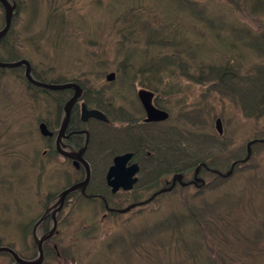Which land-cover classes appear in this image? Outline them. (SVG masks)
Wrapping results in <instances>:
<instances>
[{"label": "trees", "instance_id": "obj_1", "mask_svg": "<svg viewBox=\"0 0 264 264\" xmlns=\"http://www.w3.org/2000/svg\"><path fill=\"white\" fill-rule=\"evenodd\" d=\"M8 1L12 4L14 3L16 6V14L13 17L12 23L13 26L14 21L23 10V3L21 0ZM226 1L232 3L236 11H239L242 14L246 13L248 18L255 21L258 31H253L250 27L240 23L239 21L231 24L226 23L223 13L217 10H209V1L155 0L157 6H167L169 11V6L172 5L173 9L170 6L171 13H169V21H167L166 17L162 21H156V23H159L156 24L158 25L156 28V25H151L149 28L151 30L146 31V29L144 30L145 24H142L141 21L136 24L135 30L138 35L142 36L144 39L148 36V34L152 36V39L150 40L147 38L148 45H146V49L143 50L144 58L148 55L150 45L155 44L153 51L155 52L156 57H153L152 59L155 63H152L151 67L149 65L146 67V64H141L143 59L141 54L138 52L134 53L133 50L127 51L128 44L126 39L128 37L124 33L123 36L119 33L123 32L125 29L122 28L121 31H116V35H120L121 39L115 43L114 31L112 32L111 30L113 26L109 28V37H112L109 41L111 45L114 44L119 46L118 54L114 56L115 59H111L109 57H105L104 60L99 59L96 51L100 49V45L106 44V42L102 41V44H100L96 40L90 42V45L96 46V49L92 52L84 53L86 54L87 59L83 57L82 62L80 60H75L78 66L83 65L82 63H85L88 60L94 61L91 70L80 73V79L78 81H74L80 83L85 88L84 91L86 92V96L83 99L85 100L87 106L99 107L102 109L103 112L108 115L107 117L110 120V123H113L114 125L108 126L100 123V126L103 127L101 132V128H99V126H97V128L93 127V125L88 127L87 125L81 123L77 118V114L79 113L77 109L72 111L73 113L69 120V126L74 121V123L77 124L74 129L79 131V129L81 130L88 127L90 132V142L87 147V160L92 167V181L85 192L89 195L92 193L99 195V197L86 201L85 199H80V197H78L83 196L80 191L73 192V194L77 196L78 202H76V207L71 209L72 212H76L77 210L84 208L90 209L91 212H94L96 210L103 211L104 209L107 210L112 208L117 210L122 207V202L121 204L117 203L116 197L111 194L103 179L105 169L108 166V162L111 157L122 151L134 152L135 154L137 153L136 160L142 166L141 175L145 180H147L143 183L146 193L149 191L153 192L162 187L164 185L163 180L166 179L168 175L170 177L175 173H181L183 175L191 174L197 165H200V175L203 177L214 176L219 178L218 175L213 174L214 171L220 173L223 169H228L229 164L232 161H238L239 159L245 157V155H241L238 150L233 151V139L222 138L214 131L208 132L205 130L204 125L206 123V118L204 115L206 113L207 106L204 103L202 105L199 103L196 104L195 107L184 106L185 112L180 115V122L175 125L171 122L172 127H169V135L163 137L165 141L162 145L160 144V141H157V145L153 151L154 158L150 157L147 159L146 157L148 152L146 151H149L150 147L154 145L153 140H151L153 137V129H146V124H143V111L139 105H133V103L130 105V103L126 102L128 106H123L125 110H122V107H120L121 105L119 106L120 108H117L116 104H122V101H124L126 96L122 93L123 98L125 97L124 99L121 96L114 98L113 94H110L111 99L116 102L115 108L117 109H113L110 105L112 103H107V101L103 100L100 96L95 98L90 95V92L93 91V89H87L85 87V83L92 85V74L95 72L93 70L97 68L95 67V64L108 67L107 64L112 63V65H115L117 68L119 63L118 71L122 70V73L125 76L124 79L127 78V84L125 82L123 85L119 86L117 88L118 93H120L121 87L122 90L126 91L127 89L128 92H130L129 90L136 81V77L138 75H144L146 81L142 80L139 88L147 89L157 95V92H159L158 89L160 88L161 90V87H163L164 75L169 77L174 73H181L182 75L188 77V82L193 85H201L204 81L214 82V84H217L219 87L216 90L219 95L228 98L233 104L236 106L238 105L241 109H244V111L249 110V119L254 121L264 119V24H261V21L264 20L261 19L264 18V0ZM33 6L34 8H37L35 4H33ZM123 6L124 4L117 2V7H115L116 11L114 10L115 12L113 14L111 13L110 16L115 17L120 14L121 10L126 9L123 8ZM53 9L55 12H49L46 16L45 27L49 28L52 24H59V28L55 31L56 33L54 34V38L44 40L46 34L49 33H47L45 29H42L40 30L39 35H42L43 38L36 35L30 36L29 39L23 38L22 40L19 36L20 34H12L14 28L11 27L10 31L0 42V61L11 63L19 61L20 59H28L31 63L33 77L36 80L42 82H53L52 80H49L53 77L52 68L48 67L47 71L49 73L46 72L47 75L44 70L39 72L38 67H36L37 65H34V61L32 62L33 58L29 55H27L28 57L25 56L22 49L24 48V43H32L33 51L42 50L45 53L46 47L50 50L51 46L55 50L53 53L58 56V50L61 57L67 52L73 51L75 45L74 41L71 40L74 39L73 37L69 40L70 42H73V45L71 46L67 42L64 48L62 44L60 45V40L56 39L59 34L63 37L67 30L65 27L66 25H64L66 24V21H63L61 18L62 15L58 13L59 9L57 7ZM2 12L3 11H1L0 14V24L3 25L4 19L2 17ZM166 22H169V25L166 26ZM31 28V26L26 25L24 27V33H27L28 31L30 32ZM96 29L98 28H95V30ZM62 30H64V32ZM38 40H40V42ZM51 40H53V43L50 45ZM44 41H49V45L46 46ZM220 43L228 45V49L221 50L218 48ZM90 66L91 64H89V68ZM6 73H11L16 80L25 87V90L28 92L27 95L29 96V100L34 101L31 102L32 105L34 108H38V110H40L38 112L39 116H36L35 110L32 109V119L35 118V123L38 124L41 121H44L49 129H55L56 131L60 125L61 115L64 112V105L70 98L72 91L65 90L53 92L35 87L26 81L22 68L10 70L0 69V74ZM128 74H130V78L128 77ZM128 79H130V83ZM65 81L66 80L53 83H63ZM109 92L112 93L111 90ZM154 103L157 107L162 106L157 98L154 100ZM109 108H111V110ZM41 115L43 117H40ZM74 117L76 119H74ZM0 122L2 125H5L6 129L9 130H12L14 124L16 123L15 119H9L8 122ZM55 122H57V125L54 124ZM18 130L19 132L17 134V138L22 140H17L20 142L25 141L27 137L29 138L31 136V132L21 130L20 127ZM96 132L99 136L101 135L104 137V141L101 140L103 143L99 147H96L94 145L95 142L93 141L94 136H96ZM145 134H148V136ZM168 136L169 143H167L166 140ZM77 137L81 138L80 136ZM253 139L261 140L264 139V136L259 138L253 137ZM120 140L124 141L121 145ZM214 140H217L220 143L217 142V144H215ZM25 145L26 147H29L28 143H25ZM256 146L264 145L257 142L252 147V152L255 150ZM26 150L23 149L19 153V157L17 156L16 159L12 160L13 163L6 159L0 161V193L2 194V197L0 198V207L6 211L8 217L12 218L13 224L16 219L18 220L16 221L18 224H16L15 227L20 231V239L24 244L26 243L27 235H31L34 224L40 218V214L38 212L36 215L27 217L28 214H26V211H23L20 208L21 205L16 201L19 197L16 195L14 183L10 182V179H13L16 181V184L19 185L26 180L22 171L21 173L17 172L23 164L29 161L31 164L33 163V156H30ZM28 151H31L33 154L32 150ZM33 151L34 153L36 152V150ZM6 154L5 150L0 148V156H6ZM35 155L37 156V154ZM52 155L55 156L54 151ZM97 155H103L104 161L98 160L96 157ZM256 168L257 167H254V170H256ZM2 169H7L8 172L3 173ZM33 169L35 174L37 167H33ZM238 169L239 166L237 163L232 170L233 177L236 176ZM15 174L22 175H19L17 179H14ZM76 177H79V173ZM31 181L32 184L28 187L31 193L33 192L31 189L35 185L34 182L36 181L37 184L33 200L36 199L37 202L46 203L47 200L45 201V198L47 199L54 194L58 195L57 190L55 192H40L39 185L41 177H36L35 175L32 177L30 182ZM255 181H258V179H255ZM142 190L143 188L138 193L140 195L135 197L134 202H138L145 197ZM173 194L174 193H171L170 195ZM7 197L12 201V204H14L13 215L9 214L10 208L8 205H5ZM158 197L159 196H157L155 200ZM28 200H22L25 201L23 207L28 205ZM130 200L131 199H129V201ZM188 205H191V203ZM188 205L183 206V208L186 209V214L184 215H175L174 213L170 215L168 214L167 216L162 217L163 219L161 218V221H149L148 218H144L142 219L144 220V223L138 226V231L129 228L119 231L121 233L115 237V242L121 244L120 246H122L126 251L124 253L126 260L123 264H136V256L142 254V245L146 242H150L151 246H157V244L162 241L159 239V235L161 233L168 234L169 239L167 243H169V246L172 247L171 249L179 255V258L177 259H169L172 264H195L197 258H203L199 259L198 262H203L204 264H235L237 261L236 257H229L228 260L225 259V254H227L225 249L232 250L235 242L241 243L238 240L239 229H237L235 221H233L232 217L234 204L232 208L230 200L225 198L224 205L226 208H221V210L227 209L228 211H223V213L215 212L216 209L214 202H211L210 204L201 202L197 205V207L190 209L186 208ZM118 216L119 214H117L116 211L113 214L112 220L117 221L119 218ZM66 219L67 217H64L63 220L59 222V229L57 230L55 236L51 240L44 243V261L42 264H45L50 260L56 261L55 258L57 255L61 258H65L66 264H75V257L74 255L72 256V250L68 247L62 246L61 242H59L62 234V229L60 228L66 226ZM171 219L174 221L173 224L170 221ZM129 222H131V220L127 221V223ZM95 223H98L97 218L95 219ZM156 226H169V229H154ZM260 226V229H264L262 225ZM189 227L190 229H187L189 235L191 236L193 233L197 234L204 254L202 252L198 254V250L189 245L187 240L184 238L182 231ZM39 228H41V226ZM38 230L40 233H43V229ZM208 230L209 235H207ZM155 235L156 238L154 239ZM2 238L3 237L0 236V246H9L15 249L11 243H4ZM243 240L251 249V254L264 253V238L261 237V233L256 234L252 241L247 239ZM128 242L131 243L130 245L128 244V248L131 249V251L125 248ZM53 245H55L56 248H54ZM198 247L199 246H197V248ZM165 248L166 246L163 247L162 250H165ZM22 251L17 250L18 254L22 258L26 260L34 259L36 255V246L32 244L30 249ZM182 254H186L187 257H181ZM0 258H7V264H15L11 256L7 253H0ZM161 258L155 260L156 264H161L159 262L163 261ZM102 263V261H98L97 264Z\"/></svg>", "mask_w": 264, "mask_h": 264}, {"label": "rangeland", "instance_id": "obj_2", "mask_svg": "<svg viewBox=\"0 0 264 264\" xmlns=\"http://www.w3.org/2000/svg\"><path fill=\"white\" fill-rule=\"evenodd\" d=\"M23 3V10L21 14L16 18L13 24V32L12 34L18 35L23 38L29 39L30 36H36L40 34V30L45 29L47 33L44 37V40L49 38H54L55 31L59 28V24H52L51 27H45L46 16L49 12H55L53 8H58V13L61 16L63 21H66V33L62 37L61 34L56 39L60 40V45L65 47L66 43L68 42L71 46L73 42H70V38L74 41V48L72 54L71 52H67L66 54L59 57L53 53L55 50L50 46V50L46 47V52L44 53L41 51H33V44L32 43H24L23 46V54L25 56L29 55L32 57V62L34 61V65H37L39 72L45 71L48 72V67L52 68V75L57 77L59 80H79L81 77L82 72H87L91 70L93 60H88L83 65L78 66L75 60L83 61V57L86 58L85 52H92L96 49V46L90 45V42L96 41L102 44V41H105L106 44L100 45V49L96 51V54L99 59L104 60L105 57L114 58L115 55L118 54V45H114L110 43L109 39V28L112 27V32L114 31V38L115 43L121 39L120 35H116V31H121V29H125L123 32H119L122 36L123 33L127 35V51H132L134 53L138 52L143 57V50L146 49V45H148L147 38L150 40L152 36L148 34V36L144 39L142 36L136 33L135 27L138 22H142L145 24L144 30L146 31L151 30L149 29L151 25H156V21H162L165 17L167 21H169V16L171 13V7L169 6V11L167 6H157L155 0H21ZM117 2L124 4L123 8L125 10H121L120 14L117 16H110V14L114 13L117 7ZM127 2V3H125ZM129 3V4H128ZM211 4L208 5L209 10H217L223 13L225 17L226 23H240L245 24L246 26L250 27L253 31L257 32L258 27L255 25V21L248 18L246 13H241L234 9V5L226 0H218L214 2H210ZM33 4L36 5L37 8H34ZM167 4V3H166ZM115 10V11H114ZM1 14V11H0ZM54 17V16H53ZM122 17V19H121ZM264 19V18H261ZM59 21V20H58ZM83 21V24H82ZM226 24V25H228ZM261 24H264V20L261 21ZM31 26V31L24 33L25 26ZM165 25V24H163ZM169 25V22H166V26ZM2 24H0V29L2 28ZM158 25L155 26V28ZM35 28V29H34ZM95 28H98L95 30ZM50 30V31H48ZM64 32V30H62ZM62 32V33H63ZM24 36V37H23ZM42 37V35H39ZM51 36V37H50ZM113 36V34H112ZM33 38V37H32ZM43 38V37H42ZM12 39V38H11ZM25 39V40H26ZM156 39V38H155ZM13 41V39H12ZM40 42V40H38ZM49 42V41H48ZM48 42L44 41V44L49 45ZM53 43V40L50 41V45ZM227 43V42H226ZM118 44V43H117ZM229 44V43H228ZM152 46V47H151ZM155 44L150 45L148 49V55L146 58L143 57L141 64H146L145 66L149 65L151 67L152 63H155L152 59L156 57L155 52L153 51V47ZM218 47V46H217ZM238 47V46H236ZM221 50H227L228 45L225 43H220L219 47ZM25 49V50H24ZM77 51V53L74 52ZM80 52H79V51ZM233 50V49H232ZM58 52V50H57ZM37 53V54H35ZM28 57V56H27ZM72 59V60H71ZM120 59V57H119ZM122 59V58H121ZM110 60V59H109ZM108 60V61H109ZM161 62V61H160ZM89 64H91L89 68ZM108 67H104V65L99 66L95 64L97 67L92 74L93 82L92 85L89 83H85V87L88 89H93L90 92V95L94 96L95 98L100 96L103 100L107 101L113 109H117L122 107V110H125V106H128L127 103L130 105H138L137 98H136V91L139 88L142 80H145L144 75H138L136 77V81L131 86V89L126 91L122 90L120 93L117 92V88L123 83L126 82L127 78L124 79V74L121 71H118L119 63L117 68L112 63L107 64ZM112 65V66H111ZM111 66V67H110ZM123 67V66H122ZM138 67V66H137ZM124 68V67H123ZM116 69V70H115ZM246 70V69H245ZM105 71V72H104ZM110 72L115 73V78L113 82H108L105 80L106 75ZM49 73V72H48ZM47 75V74H46ZM130 78V74H128ZM57 78L52 77V79L56 80ZM124 79V80H123ZM58 80V81H59ZM129 83H130V79ZM146 81V80H145ZM189 78L182 75L181 73H174L172 76L164 75V83L162 89H158L157 98L159 102L162 104V108L166 109L170 114V121L175 125L180 122V115L185 112L184 106L187 107H195L196 104L201 103V101L206 104L207 109L205 113L206 123L204 128L208 132H215L214 130V121L216 118H221L223 123V130L225 132V138L233 139L234 146L233 151L238 150L240 154L245 155L246 152V144L253 139V137L259 138L264 136V119L259 121H254L249 118H246L243 114L244 109H241L235 106L228 98L219 95L216 91H214V87L217 84H213L214 82H207L204 81L202 85H193L188 82ZM127 84V82H126ZM162 86V85H161ZM97 87V88H96ZM97 89V90H95ZM112 91L110 93L109 91ZM27 90L25 87L22 86L16 78L11 74H0V121L8 122L9 119H15L16 123L12 130L6 129L5 125H2L0 122V148L5 150L6 156L1 155L0 161L3 159L12 160L19 157V153L23 149L28 150H36L37 154L40 155V160L38 161L37 170L34 171L32 169V165L29 162L23 164L17 172L22 171V174L25 175L24 181L19 185L16 184V181L10 179V182L14 183V188L16 191V195L19 199L16 201L21 205V209L24 211V202L22 200H28L32 202L33 197L31 196V192L29 191L28 187L32 184V177L36 175V177H41L46 179L48 183H53L58 175L59 169L57 168V161L56 157L52 154H49L48 144L46 140L43 139L38 133V124L35 123V118L32 119V109L35 110L36 116L40 110L38 108H34L31 102L33 100H29V96L27 95ZM122 93L126 96L124 99ZM154 93V92H153ZM110 94H113L114 98L117 96H121L124 101L122 104H116L115 100L113 101L110 97ZM135 97H134V95ZM32 95V94H30ZM156 96V94H154ZM171 95V96H170ZM170 97V98H169ZM102 104V103H101ZM115 104L116 107L115 108ZM103 105V104H102ZM121 105V106H120ZM120 106V107H119ZM124 106V107H123ZM138 108V107H136ZM111 110V108H109ZM23 110V113H22ZM25 112V113H24ZM247 113V112H246ZM7 116V117H6ZM25 117V119H24ZM40 117H43L42 115ZM18 118V119H17ZM115 118V117H113ZM171 122L169 123V127L171 126ZM124 125V124H123ZM99 126L100 131L102 132V126L100 125H93V127ZM182 126V125H181ZM19 127L21 130H25L31 132V136L25 141L20 142L18 140H22L17 138V134L19 132ZM172 127V126H171ZM99 131V132H100ZM154 133L161 132L158 127L156 130H152ZM24 132V131H23ZM101 136V135H100ZM97 132L96 136H94L93 141L95 142L94 145L99 147L104 141V137H100ZM224 136V135H223ZM18 139V140H17ZM106 139V138H105ZM151 140H156L152 137ZM29 144V147H26L25 143ZM215 143V142H214ZM217 144V143H215ZM103 147V146H102ZM101 147V148H102ZM26 150L30 156H32L31 151ZM93 153V152H91ZM46 156L48 159L44 157ZM43 158L41 162V158ZM98 160L104 161L103 155L96 156ZM95 158V157H94ZM93 158V159H94ZM231 164V163H230ZM229 164V166H230ZM66 167V166H65ZM252 167V169H251ZM254 167H257L254 170ZM3 173H7V169H2ZM61 173H66V169L61 168ZM22 174H15L14 179H17L19 175ZM66 175L70 178L75 177V173L73 171H68ZM171 177V176H170ZM258 179L259 184L250 185L249 182ZM23 180V179H21ZM63 182V181H60ZM143 183L141 185L143 186ZM23 184V185H21ZM245 185V196H248V191L253 196L251 199L243 198L241 199V204H238L235 211L233 210L232 217L233 221H235L238 231V240L241 243L235 242L234 248L232 250L225 249V259L228 260L229 257H236L239 261H236L235 264H264V253L251 254V249L249 248L248 244L243 240L247 239L252 241L256 234L261 233V237L264 238V229H260L264 227V146L256 147L255 150L252 152L251 160L239 168L236 172V176L233 180L228 181L225 187H220V190L211 187V190H217V192H200L195 193V191L191 190H177L173 195L163 194L160 196L161 205H160V213L157 214L152 220H159L161 221L164 216L168 214H175V215H184L186 214V209L183 206L188 205L186 208L190 209L193 207H197L198 204L201 202L203 203H211L215 200V206L218 208H226L225 205H222L223 200L221 197H226L224 191H230L234 189L232 186L234 185ZM59 185H55V188L52 190L55 191ZM51 185L45 183L41 190L48 191ZM242 191V187L240 188ZM205 193V194H204ZM239 192L236 191V194ZM196 194L200 196L193 198ZM204 194V195H203ZM217 195H219L217 197ZM221 196V197H220ZM2 194L0 193V198ZM240 197V194H238ZM193 198V199H192ZM237 200V199H235ZM233 195H231L230 205L233 208ZM7 202V203H6ZM27 202V201H26ZM190 202V203H189ZM33 203V202H32ZM29 204V203H28ZM73 206L76 207V202L72 203ZM5 205L9 206V214L13 215L14 204L12 201L7 197L5 201ZM154 207L153 205L149 208ZM72 208V207H71ZM37 204H34V209L31 214L27 217H31L37 213ZM169 210V213H168ZM225 209L224 211H226ZM136 211V210H135ZM90 213V209L84 208V210H80L77 213L72 212L70 210L67 213L66 219V227H62L61 231V245L64 247H68L72 250V256L74 255L76 259V264H91L90 260L99 259L100 255H93L92 253L89 254L90 247L93 246V243H101L104 240V233H100L97 230H94L90 233V229H85V219H88L87 216ZM131 213L127 214L125 217V221H127L130 217L131 220H134V215ZM101 213L97 217V222L99 219V223L101 222ZM197 216V215H196ZM144 218V217H143ZM162 218V219H161ZM16 221H18L16 219ZM13 224L12 218L8 217L6 211L0 207V236L3 237L4 243H12L15 248L19 251L30 249L31 246L27 243H19L15 241L17 239V230L15 225L18 222ZM141 220H136L126 224V227L129 229H134L138 231V223ZM173 224V220H170ZM12 222V223H11ZM144 221H141L143 224ZM149 224V223H148ZM171 224V225H172ZM14 225V226H13ZM110 225L114 229H108L107 233L104 235H110V238L115 235V224L110 223ZM150 225V224H149ZM199 226V224H198ZM154 229H169L165 226H156ZM189 228H185L182 231L184 238L187 240L188 244L193 246L198 250V254L203 252V248L201 246L200 240H198V236L196 233H193L191 236L188 233ZM16 230V231H15ZM93 230V229H92ZM119 230V229H118ZM82 235H79V234ZM90 233V234H88ZM209 235V230L208 234ZM98 236L100 238H98ZM156 235L154 236V239ZM159 239L162 241L159 242V250L158 256H155V247L150 245V242H146L142 245L141 253L139 256H136V264H149V263H156V259L161 258L163 261H159L161 264H172L169 259H177L179 255L176 254L167 243L169 236L167 233H161L159 235ZM29 240V237H28ZM79 242L80 245H79ZM131 243H127L125 248L129 251L131 249L128 246ZM121 244L117 242H112V248L107 253L106 259L104 264H123L126 260L125 258V249L120 246ZM165 250L170 251L166 253V256L163 255L162 248L165 247ZM197 246H199L197 248ZM23 252V251H22ZM24 253V252H23ZM102 254V253H101ZM251 254V255H250ZM164 256V257H163ZM247 256V257H246ZM181 257L186 258V254H182ZM246 259L244 260V258ZM199 259L197 258L195 264H204L203 262H198ZM244 260V261H241ZM1 264H7V258H0ZM68 263V261H67ZM45 264H66L65 258H59V261L50 260L47 261Z\"/></svg>", "mask_w": 264, "mask_h": 264}, {"label": "water", "instance_id": "obj_3", "mask_svg": "<svg viewBox=\"0 0 264 264\" xmlns=\"http://www.w3.org/2000/svg\"><path fill=\"white\" fill-rule=\"evenodd\" d=\"M197 1H205V0H197ZM0 3L3 6L4 18H5V26L0 31V40H1V38L6 34L8 29L10 28L11 19H12L13 11L15 9V5H11L7 0H0ZM20 65L25 66V71H24L25 78L30 83L36 86L43 87L49 90H62V89H68V88L74 89L73 97L64 106L65 119L61 126V131H63L69 120L71 107L74 104V102L79 98L81 94V89L75 83L56 85V84H44V83L34 81L30 74L31 72L30 65L28 61L26 60H21L16 63H10V64H3L0 62L1 68H13V67H18ZM113 78H114L113 74H110L107 76L108 81H111ZM140 97H141L144 109L146 111V114H147L146 121H160L163 119V117L166 116L165 113L158 112L152 107L150 103V95L141 93ZM82 116H83L82 117L83 120L85 121L89 118H95L98 120L106 121L104 116L99 111H96V110L89 111L85 108V105L82 106ZM216 125H217L218 131L221 133L222 129L220 126V122L218 121ZM39 131L43 136L50 134L48 133L46 126L44 124L39 125ZM83 151L84 149H82L81 151L77 153V159L84 165L86 169V179L80 186H85L88 183L89 176H90L88 164L81 158ZM64 155L71 157V154H64ZM131 157H132V154L130 153L115 157L113 161V165L108 169V172L106 174L107 185L111 187V191L113 193H115L119 188H122L123 190H131L133 188V185L136 183L137 178L134 176L139 170L138 167L135 164L129 167L126 166L127 162L131 159ZM178 178H180V176H178ZM77 187H79V185L73 186L70 189L64 191L62 193L61 200H63V197H65L69 192L75 190ZM54 228H55V223L53 225L52 230L50 231V234L53 233ZM45 238H47V236H43L37 242L39 258L34 261H26V260L19 258L14 251H12L10 248H7V247H0V252L9 253L18 264H40L42 261V257H43L41 245H42V242L45 240Z\"/></svg>", "mask_w": 264, "mask_h": 264}, {"label": "flooded vegetation", "instance_id": "obj_4", "mask_svg": "<svg viewBox=\"0 0 264 264\" xmlns=\"http://www.w3.org/2000/svg\"><path fill=\"white\" fill-rule=\"evenodd\" d=\"M140 101H141V99H140ZM73 109H78L79 113L77 114V116H78L77 118L79 119V121L81 123H83L84 125H87L88 127L93 125V124L91 125V123H90L91 119L88 120V121H83V119L81 117V104H79V106L73 107ZM73 109H72V111H73ZM72 111H71V114L69 116V120H70V117H71V115L73 113ZM75 117H74V119H76ZM69 120H68L67 125L65 126L63 131H61L60 125H59V128L56 131H55V129H53V130L49 129V127L47 126L48 127L47 131L50 134H48L49 137H45L46 143L47 144L53 143L54 147H55V143L56 144L58 143L59 146H60V149L65 150V152H73V153H75V152L80 151L82 148H85L84 153H83V157H84V159L87 160V157H85V155H87V147H88V144L90 142L89 128L87 127L85 129H81V130L79 129V131H77L76 129H74V128H76L77 124L74 123V121H73V123L69 126ZM57 122H55L54 124H56ZM77 136H80L81 138H78ZM122 143H124V141L121 140L120 141V145ZM123 153H126V152H123ZM123 153L115 154L114 156H112L111 157V161H110L111 162L110 165L112 164L113 158L115 156L121 155ZM87 162L89 163L88 160H87ZM132 162H137V161H135L133 159ZM71 165H72V167H74V169H76V171L79 172V177L78 178H72V179L68 180V183H69L68 186H72L73 184H81L84 181V179H85L84 178L85 177V171H84L83 167L80 164L79 165H75L73 163V161L71 162ZM139 166H140V164H139ZM90 168H91V164H90ZM140 169H141V166H140ZM91 176H92V168H91ZM91 176H90V180L87 183V185L84 188V190L78 189L80 191V193L83 195V196H78V197H80V199L82 198V199H85L86 201H88V200L94 199L96 197H99V195L96 194V193L95 194L92 193V194L89 195V194H87V192H85V190L91 184V181H92ZM105 183H106V181H105ZM178 183L181 184L179 181H178ZM195 186H197V185H195ZM90 189H91V187H90ZM76 198L77 197L74 194L73 195L71 194V196L67 195V197L65 198V200H64V202L62 204V208L64 207V211H65L66 215L68 213V210L72 207V203H74V201H76ZM45 206H46V211L49 210V213L55 211V208H52V205L47 204ZM48 222H50V216L47 218V224H48ZM47 224L43 223L42 225L44 227H47ZM53 247L56 248L55 245H53Z\"/></svg>", "mask_w": 264, "mask_h": 264}, {"label": "bare ground", "instance_id": "obj_5", "mask_svg": "<svg viewBox=\"0 0 264 264\" xmlns=\"http://www.w3.org/2000/svg\"><path fill=\"white\" fill-rule=\"evenodd\" d=\"M0 10H1V8H0ZM1 11H2V10H1ZM2 13H3V12H2ZM2 17H3V14H2ZM2 17H1V18H2ZM59 258L61 259V257H60L59 255H57L55 259L59 261Z\"/></svg>", "mask_w": 264, "mask_h": 264}]
</instances>
